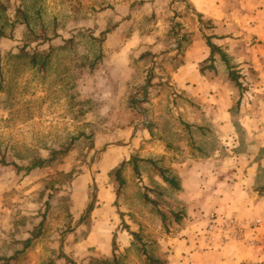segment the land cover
<instances>
[{
  "label": "rangeland",
  "instance_id": "374dc122",
  "mask_svg": "<svg viewBox=\"0 0 264 264\" xmlns=\"http://www.w3.org/2000/svg\"><path fill=\"white\" fill-rule=\"evenodd\" d=\"M1 1L0 264H55L62 254L66 264H73L68 257L77 264H148L147 254L167 264H207V252L225 237L244 241L264 226V211L250 220L240 212L242 202L264 196V80L249 61L241 68L231 62L243 86L231 83L230 128L210 127L193 115L196 104L159 80L180 64L182 39L167 63L153 58L149 67H123L104 47L116 16L90 14L84 4L94 0ZM137 66L143 75L134 85L125 75ZM150 86L163 90L159 107ZM146 127L149 143L162 142L161 158L138 148L115 157ZM37 160L43 165L30 169ZM124 161L120 185L113 172ZM186 189L188 199L181 197ZM229 197L238 204L233 209L222 205ZM114 198L116 254L93 255L96 246L84 241L98 210ZM245 242L253 246L254 239Z\"/></svg>",
  "mask_w": 264,
  "mask_h": 264
},
{
  "label": "crops",
  "instance_id": "0c3cea01",
  "mask_svg": "<svg viewBox=\"0 0 264 264\" xmlns=\"http://www.w3.org/2000/svg\"><path fill=\"white\" fill-rule=\"evenodd\" d=\"M103 1L106 3L103 4ZM84 5L90 10V14L101 16L104 9V14L116 16V22L105 39L104 47L107 52L111 50L108 53L123 67L136 61L140 66L143 63L149 67L148 64L153 62V58L160 59L162 64L167 63L168 59L175 57L182 39L185 49L180 64L173 71H161L159 80H169L178 93L196 104L192 109L193 115L205 117V123L210 127L220 126L225 130L230 128V109L236 94L231 85L233 81L229 76V68L220 55H216L213 68L201 70L202 64L211 55L206 35L213 36L212 41L225 50L231 62L237 64L238 68L249 61L257 70L258 78L264 80V45H261V40L264 41V0H94V4ZM201 18L211 22L212 28L207 29L201 23ZM132 26V33L125 31V27ZM208 63L211 64L210 61ZM209 64L206 62V65ZM140 66L131 70L130 75H125L134 85H139L134 79L140 81L143 75ZM151 73L152 68L149 69L150 77ZM153 87L155 86L149 87L153 105L161 106L163 90L160 86L157 89ZM150 138V129L146 127L131 139L127 150L114 152L115 157L121 155L129 158L134 149L138 148L142 153L156 157L160 155L161 158L163 149L158 146L162 142L154 147L155 142L147 141ZM178 173L182 176L181 171ZM186 181L184 178L182 188H186ZM187 189L185 193H181V197L186 199ZM114 202L115 198L103 203L97 212L98 218L84 241L89 247L96 246L97 251L93 255L113 254L111 233L117 231L120 223ZM242 203L245 206V210L240 211L245 215L242 216L243 219L250 220L264 211V196ZM222 205L233 209L238 204L234 198L229 197ZM119 234L124 236L121 229ZM245 237L244 241L243 238L234 240L225 237L221 244L207 252V264H264V226L258 228L254 234L248 232ZM249 238L254 239L253 246L245 242ZM63 239L64 237L61 247ZM124 245L126 244L120 247L121 250L125 249ZM62 256L56 259L55 264L67 263L66 255ZM68 258L77 264L76 260Z\"/></svg>",
  "mask_w": 264,
  "mask_h": 264
},
{
  "label": "trees",
  "instance_id": "16d2710c",
  "mask_svg": "<svg viewBox=\"0 0 264 264\" xmlns=\"http://www.w3.org/2000/svg\"><path fill=\"white\" fill-rule=\"evenodd\" d=\"M0 8L6 9V6L4 5V3L1 0H0ZM200 21L203 24L207 23L209 25V27L212 26L211 22H206V21L202 20V18L200 19ZM107 32H109V31H107ZM212 37H213L212 35H206L207 43H208L209 47L211 48V55L207 59L206 62L210 61L211 64L206 65V62H205V64L203 63L202 67H201V70L204 71L207 68H213L214 67L213 63H214V61L216 59L215 58L216 55H220L221 58L225 61V63L227 64V66L229 68L230 79L233 82H235V84L237 86L242 88L243 84L240 81L239 72H237L235 66L231 63V59H230L229 55L225 52V50L221 46H218L217 44H215L212 41ZM181 47H182V42L178 46V49H179L178 51L181 50ZM43 163H44V160H37L36 162H34L32 164L30 169L34 168V167L41 166V165H43ZM133 163H134L135 170L138 171V164L136 163V161H133ZM124 165H125V161L122 162L121 165L117 169H115L114 172H113V173H115L117 175V180L119 181L120 185H122L124 183V179L122 177V170L124 168ZM159 171H160L162 177L164 178V180L166 182H168L171 185V187H173V188H175L177 190L181 189V185H180L179 180H178V178L176 176L167 175V170H165L162 167H159ZM263 190H264V188H260V191H263ZM146 199L151 201V202H154L149 197H147ZM132 234L135 235V236L138 235L137 232H132ZM31 240H32V237L25 240V247L30 245ZM116 250H117V244H116L115 240H113V252H114V254H116ZM0 259H2L1 256H0ZM146 259H147L148 264H167L165 260H163L161 258H158V257H153V256L148 255V254L146 255ZM68 260L70 262H72L73 264H75L72 260H70V259H68ZM49 264H51V263H49Z\"/></svg>",
  "mask_w": 264,
  "mask_h": 264
},
{
  "label": "water",
  "instance_id": "95a60500",
  "mask_svg": "<svg viewBox=\"0 0 264 264\" xmlns=\"http://www.w3.org/2000/svg\"><path fill=\"white\" fill-rule=\"evenodd\" d=\"M147 89H148V88L146 87V89H145V90L147 91Z\"/></svg>",
  "mask_w": 264,
  "mask_h": 264
}]
</instances>
